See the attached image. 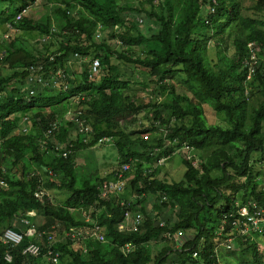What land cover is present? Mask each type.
<instances>
[{"label":"trees","instance_id":"obj_1","mask_svg":"<svg viewBox=\"0 0 264 264\" xmlns=\"http://www.w3.org/2000/svg\"><path fill=\"white\" fill-rule=\"evenodd\" d=\"M27 6L23 17L15 21ZM244 9L240 0H0V26L37 31L42 40L52 35L61 38L59 47L49 53L33 54L18 38L0 52V65L8 68L0 66V72L4 71L0 76V179L7 183L0 184V235L13 225L19 211L30 209L43 216L40 225L34 224L45 232L39 239L38 257L22 254L29 242L38 241L35 236H25L14 248L0 240V264H169L185 262L194 250L204 264H218L222 251H215V246L228 238L232 245L221 249L226 256L238 253L233 264H264V252L259 250L260 244L264 247V223L252 231L254 238L240 234L233 224L243 205L250 211L262 210L264 218L259 167L264 162V16H256L264 13V0L247 8L250 14ZM107 31L121 44L138 46L137 51L124 54L112 49L106 38H96L97 32ZM4 40L1 37L0 47ZM249 42L263 51L250 76ZM209 43L213 57L207 53ZM226 45L232 49L231 57ZM73 52L100 59V71L93 79L87 76L88 62L83 69L70 71L67 61ZM112 58L131 63L142 71L143 83L154 82L159 96L167 97L146 104L134 101L128 93L130 80L119 78ZM30 65L42 69L32 72ZM176 68L196 101L177 94L166 82ZM57 69L67 73L65 89L49 83ZM36 75H43L45 84L29 80ZM253 98L255 103L250 102ZM63 102L66 109L61 113ZM204 103L222 112L227 124L208 123ZM143 110L144 118L150 120L146 130L157 132L150 140L134 137L135 131L127 130L124 119L133 115L135 121ZM67 111H79L91 124L87 142L73 134L74 124L64 117ZM21 113L28 117L26 130L21 129ZM54 121L59 128L56 140L70 144L67 156L54 154L52 140L41 144ZM103 135L112 136L116 166L104 174L80 176L78 150L95 146ZM175 144L191 151H211L198 163L183 157V178L167 181L157 176L158 168L151 163L170 155ZM123 163H130L124 172L128 176L124 190L102 198L97 186ZM39 186L64 189L69 195L60 204L48 197L39 202L33 195ZM148 201L153 210L145 206ZM126 211H142L140 232L119 231ZM83 212L93 223L84 221ZM159 220L165 222L163 227ZM94 226L105 240L85 235L83 228L79 239L66 232ZM179 230L190 237L174 249L175 241L163 233ZM49 233L53 235L50 246ZM157 242L164 244L157 248ZM126 244L131 247L124 252ZM9 249L12 260L7 262L3 255ZM48 250L58 254L59 263L47 258Z\"/></svg>","mask_w":264,"mask_h":264},{"label":"rangeland","instance_id":"obj_2","mask_svg":"<svg viewBox=\"0 0 264 264\" xmlns=\"http://www.w3.org/2000/svg\"><path fill=\"white\" fill-rule=\"evenodd\" d=\"M122 1L123 0H119V2H122ZM240 1L242 5L246 8L244 9L245 13L250 14L252 10L247 9V8L252 7L256 0H240ZM133 3L136 4V1H134ZM256 16L261 18L264 16V13H257ZM138 19H142V17ZM154 24L156 25V22L153 21L152 26ZM20 28L21 27L11 30L8 28L7 25H5V23L4 25L0 26V40H1V37H4L5 39L4 42H6L4 43V45L1 43L3 46L0 47V52L8 45L7 43L10 42L13 38H18V40H21L23 42L22 43L23 46L29 49V51H31L33 54H38V55L53 52L55 51L56 48L59 47V44H60L59 40H61V38L57 40L53 35L50 37L45 36L48 38H46L43 41L42 35L38 33L37 31L23 30ZM153 28H157V27L153 26ZM99 33H100V36L98 37V39L100 40L103 37L106 38L111 48L114 50H118L124 54H128V52L131 53V52L137 51L138 46H129L127 44L124 45L118 42L117 40L112 39L109 31L99 32ZM5 34L7 35V37L5 36ZM224 37H226V35H224L223 38ZM69 38H73V36L69 34ZM46 46H48V49H46ZM231 50L232 49L229 48L228 45L225 46L226 54L230 57L232 56ZM261 52H260V56L262 57L263 55H261ZM207 53L210 57H213L214 49L212 47V43H209V46L207 48ZM90 56L91 55L86 57V61H88V58ZM213 59H216V55H214ZM83 60L84 59H82V61L74 60L72 64L70 65L71 68L76 69V70L78 69L80 70V68L83 69L82 65L85 64ZM112 62L115 65H117V72H118V75L120 76L119 78L130 80L128 93L130 97L137 103L146 104L148 101H157V100L167 97L165 96V93L164 95L159 96L158 92L160 89L159 88H158L159 90L155 89L157 86H154L155 85L154 82L143 83L144 77H143V74L140 73L142 71L137 70L135 67H133V65H131V63L125 62L120 59H115V58H112ZM0 66H5V68L8 69L7 66L4 64H1ZM2 73H4V71L0 72V76L2 75ZM166 82H169L171 86L173 85L174 90L176 91L177 94H183V96H187L188 98H191L193 101L197 100L196 96L193 94L188 84L184 81L183 76L181 72L179 71V69L176 68L173 72H171V74L167 76ZM256 100L257 98L256 99L253 98L251 99L250 102L255 103ZM64 102L67 103V101H64ZM64 102L60 104L59 110L61 111V113L66 109L64 108V105H65ZM202 106H203L204 114L206 116L208 123H211V124L216 123V124L223 125V126L227 124L225 116L222 112L214 111L213 108L206 103L202 104ZM146 113H147L146 110H143L138 115H135L136 117L135 121H133L132 119L134 118L133 115H128L124 119H125L126 124L128 125L127 130L135 131L133 134L134 137H138V136L144 137L146 135L148 137V140H150L153 134L155 133L157 134V132L146 130L147 126L150 124L149 118L147 119L144 118ZM23 115L25 114L23 113L20 114V116H23ZM151 115L152 113H149V116ZM22 122L24 124L23 120ZM173 122H174V119L172 120V123ZM142 130L144 133L142 132ZM174 146H175V149L172 147L174 151L170 153V155L164 160V162L162 164L160 163L159 165H156L157 166L156 168H158L157 176L167 181H179L183 178V174L185 171V165L182 162L183 157H186V156L192 157V159H195V161L198 163L200 160H204L211 151V149L209 148L191 151V149H188L186 147L178 148L176 144ZM117 158H118V154H117V150L113 142L108 143V144H97L96 146L92 148H85L79 152L76 158V171L78 172L80 176H84V177L93 176L96 174H104L106 172H110L112 168L116 166ZM154 162L155 161H153V163ZM153 163H151V166L152 168H155L153 167ZM261 164L262 166L259 165V167L262 170L261 178H262V185L264 186V162ZM40 172H41V175L45 177V173L42 169L40 170ZM48 193L50 195L51 201L54 204H60L69 195V192L64 189L62 190L50 189L48 190ZM145 206L147 207L148 210H153L151 201L145 202ZM87 212H83L82 214L85 215V213ZM139 212H142V211H139ZM42 222H43V216L41 214H38L34 218V223L36 225H40ZM245 234H247L249 237H253V238L255 237V235L251 231L250 232L248 231ZM183 235L184 236L181 239L182 243L186 241L188 237H190V235H185V233H183ZM162 244L164 243L157 242L155 246L159 248ZM231 245L232 244L230 243V246ZM221 248L223 249L222 246H219L217 248V252L222 251V254L220 253L221 255L219 256L218 264H233V261L237 260L238 258V253L237 252L233 253V255H231L232 257L229 255L226 256V254H223V250ZM259 250L261 252H264V247L261 244L259 245ZM153 253H155V251H153Z\"/></svg>","mask_w":264,"mask_h":264},{"label":"built area","instance_id":"obj_3","mask_svg":"<svg viewBox=\"0 0 264 264\" xmlns=\"http://www.w3.org/2000/svg\"><path fill=\"white\" fill-rule=\"evenodd\" d=\"M28 6L23 8L21 11H19L15 17V21L20 20L23 17V14L28 10ZM52 30H54V28H52ZM5 36L7 37V35L5 34ZM97 37L100 36L99 33L96 34ZM45 40V39H43ZM248 48H249V58L246 60V64L248 67V72H249V76L250 74L253 73L254 71V66L255 63L258 60V55H257V51L259 50L258 47H256L254 45V43H249L248 44ZM79 57V54L77 52H74L72 57L68 59L67 63L70 65L71 61L73 59H76ZM101 68V61L98 57H93L89 60V65L87 68V76L88 78L91 80L93 79L100 71ZM29 69L34 72V71H39L42 69L41 65H30ZM72 69H70L71 71ZM67 73L64 69H57L56 73L50 77V82L51 84L55 85V86H62L64 89L68 87V85L66 84V79H67ZM30 81H37V83H41V84H45L44 81V77L43 75H36L34 77H30L29 78ZM30 94L34 93L33 89L29 90ZM66 117L72 121V123L75 126V129L78 134H80L82 136V140L84 142H86L87 140V136L89 131L91 130V127L88 123H86L85 119H83L80 116L79 111L76 113H73L71 111H68L66 114ZM57 123L54 122L52 124V130L54 128H56ZM26 130V129H24ZM51 129L48 130V132L50 133L52 131ZM144 139H147V136L145 135L143 137ZM112 140V137L109 135H105L99 138L98 143L99 144H106L109 143ZM186 148L190 149L188 146H185ZM59 147L56 146V149H58ZM63 155L66 156L67 155V151H63ZM169 156V155H168ZM167 156V157H168ZM166 156L163 157H159L154 163H153V167H157L156 165H159L160 163L162 164L164 162V160L167 158ZM130 169V163H123L121 165V168L115 172L114 178L113 179H109V180H104L103 182H101L97 188L99 190L100 196L102 198L108 196L109 193H120L128 180V176H124V172L128 171ZM0 184L4 185L5 181L3 179H0ZM38 195L40 197H42L43 195V191H41L40 193H38ZM96 211H99V209H95ZM34 212L33 211H29L27 212L26 215H33ZM238 214L240 215L239 217L241 218H237V220H235L233 222L234 224V229L239 232L240 234H245L248 231L252 232L255 230H260L263 226L264 223V218L262 217V210H253L250 211L248 209V207L246 206H240V208L238 209ZM143 213L142 212H136V213H132L130 211H126L125 212V216L124 219L122 220V222H120L118 224V229L119 231L122 232H126V233H132V232H140L142 230V221H143ZM18 221L20 223H22L25 226V230H21L20 232H16L13 230L12 227H8L6 229H4V231L2 232L1 236H0V240L2 241V243L6 244L8 246V248H14L16 245L20 244L21 241L23 240L24 236L27 235H32L35 236L36 238H38V241H31L29 242L24 249L22 250V254L28 256V257H38L41 253L42 247L41 244L39 242V239H42V233L45 232H40L36 229V227L34 225L31 224V221L23 214H20V217L18 218ZM84 221L86 223H93V220L91 219V217L89 215H85L84 217ZM158 225L160 227H163L165 225V222L163 220H159ZM82 228L84 229V234L85 235H94L95 237H97L100 240H105L106 237L103 233L99 232V227L98 226H94L93 228H89V227H72L70 228V231H66L67 234L71 235L73 238L77 237V239H79L82 236ZM92 230V231H91ZM163 235L165 236V238H169V239H173L175 241L174 243V249L180 247L183 243L181 242V239L183 238V232L182 231H178V232H174V233H170V232H164ZM40 239V240H41ZM47 243L50 246V243L53 241V235L52 234H47ZM230 243H231V238H228L226 242L222 241L216 244L215 246V251H217V248L219 246H222L223 248H227L230 247ZM131 245L130 244H126L124 247H122V250L128 251L130 249ZM85 251V248H84ZM48 255L47 258L49 260H52L54 263H59V258H58V254H53L52 250H48ZM189 255V259L191 261H189V259H186L185 262H181V260H174L171 261L169 264H192V262H195L193 264H204V262L200 259L199 253L197 250L192 251L191 253H188ZM3 259L7 262H10L12 260V254H11V249L7 250L4 255H3Z\"/></svg>","mask_w":264,"mask_h":264},{"label":"clouds","instance_id":"obj_4","mask_svg":"<svg viewBox=\"0 0 264 264\" xmlns=\"http://www.w3.org/2000/svg\"><path fill=\"white\" fill-rule=\"evenodd\" d=\"M97 33H99V32H97ZM96 33V34H97ZM100 34V33H99ZM96 38H98L97 36H96ZM249 43H254V45L256 46V47H258V51H257V55L259 56L260 55V52H261V47H259V46H257V44L255 43V42H249ZM248 43V44H249ZM248 44H247V46H248ZM74 53V52H73ZM73 53L71 54V56H70V58L72 57V55H73ZM78 53V52H77ZM79 54V57L78 58H76V59H73L72 61H71V64H72V62L75 60H77V61H82V59H84L83 60V62H88V64H89V60L91 59V58H93L92 56H90L89 58H88V61H86V57L88 56H85V57H83V55H81L80 53H78ZM248 55H250V52H249V54ZM249 58V56L248 57H246V60ZM259 58V57H258ZM70 64V65H71ZM69 65V66H70ZM72 69V68H71ZM68 112V111H67ZM67 112L65 113V115H64V117H66V114H67ZM77 112V111H76ZM67 118V117H66ZM28 119V117H26L25 115H23V116H21V129H27V126L25 125V122H26V120ZM68 119V118H67ZM84 119V118H83ZM22 120L24 121V124H23V122H22ZM69 120V119H68ZM86 121V120H85ZM54 122H56V121H54ZM54 122H52L51 124H50V127L47 129V131L45 132V138L41 141V144L44 146L45 144H47V142L48 141H50V140H52L53 142H52V144H51V147H52V150H53V152H54V154L55 155H58V154H61V156H64L63 155V151H67V154L70 152V149H69V146H70V144H68V145H66V143H63V142H58L57 140H56V138H55V136L58 134V126H56V128H54L53 130H52V124L54 123ZM72 122V121H71ZM57 123V122H56ZM86 123H88L87 121H86ZM89 124V123H88ZM58 125V124H57ZM90 125V127H91V124H89ZM49 129H51L52 131L49 133L48 132V130ZM91 130H92V127H91ZM90 130V131H91ZM76 131V129H74V131H72L73 132V134H75V135H79L80 137H81V140H82V136L80 135V134H78L77 132H75ZM90 131H89V133H90ZM89 133H88V135H89ZM103 136H105V135H103ZM109 136H111V135H109ZM102 137V136H101ZM112 137V136H111ZM49 139V140H48ZM99 140V139H98ZM83 141V140H82ZM88 141V136H87V140H86V142ZM113 141V139L109 142V143H111ZM84 142V141H83ZM97 144H99L98 142H97ZM96 144V145H97ZM106 144H108V143H106ZM95 145V146H96ZM56 146H58L59 148L58 149H56ZM94 147V146H93ZM92 148V147H91ZM49 153H51V152H49ZM67 156V155H66ZM116 171H118V170H116ZM115 171V172H116ZM115 172H114V174H113V176L111 175L108 179H106V180H109V179H113L114 178V175H115ZM127 182H128V180H127ZM127 184V183H126ZM7 185V183L5 182V184L4 185H1V186H6ZM126 186V185H125ZM125 188V187H124ZM48 190H50V189H46V188H43V187H41V186H39L36 190H35V192L33 193V195H34V198L37 200V201H39V202H44V200H45V197H48V198H50V195H49V193H48ZM124 190V189H123ZM122 190V191H123ZM41 191H43V195H42V197H40L39 195H38V193H40ZM110 194V193H109ZM105 198V197H104ZM51 199V198H50ZM29 211H33L34 212V214L33 215H26L27 214V212H29ZM20 214H24L30 221H31V224L32 225H34L35 227H36V225L34 224V222H33V219H32V217L33 216H36V214H37V211L35 210V209H30V210H21V211H19L18 212V214L17 215H15V220H14V222H13V225H10L9 227H18L19 229H20V231L21 230H25V226L22 224V223H20L19 221H18V218L20 217ZM6 228H8V227H6ZM5 228V229H6ZM37 229V228H36ZM14 230V229H13ZM4 231V230H3ZM19 231V232H20ZM1 236V235H0ZM25 237V236H24ZM24 239V238H23ZM184 243V242H183ZM125 246V245H124ZM124 246H122V247H124ZM84 248L85 247H83V252H84ZM123 251V250H122Z\"/></svg>","mask_w":264,"mask_h":264},{"label":"water","instance_id":"obj_5","mask_svg":"<svg viewBox=\"0 0 264 264\" xmlns=\"http://www.w3.org/2000/svg\"><path fill=\"white\" fill-rule=\"evenodd\" d=\"M14 231L19 232L20 229L18 227H13Z\"/></svg>","mask_w":264,"mask_h":264},{"label":"crops","instance_id":"obj_6","mask_svg":"<svg viewBox=\"0 0 264 264\" xmlns=\"http://www.w3.org/2000/svg\"><path fill=\"white\" fill-rule=\"evenodd\" d=\"M81 150H82V149L78 150V154H79V152H80Z\"/></svg>","mask_w":264,"mask_h":264}]
</instances>
